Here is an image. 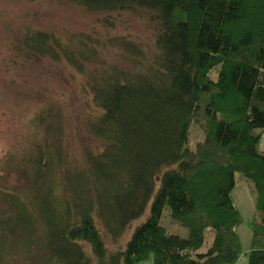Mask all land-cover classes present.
Instances as JSON below:
<instances>
[{"label":"trees","instance_id":"1","mask_svg":"<svg viewBox=\"0 0 264 264\" xmlns=\"http://www.w3.org/2000/svg\"><path fill=\"white\" fill-rule=\"evenodd\" d=\"M57 1L97 13L141 11L157 27L151 56L125 36L65 38L29 26L15 44L23 55L63 60L80 74L105 44L119 47L126 61L85 76L99 112L84 127L100 148L85 144L81 163L64 150L62 110L49 104L39 112L43 136L29 159V206L35 200L30 212L43 229L44 262L235 264L244 254L232 198L240 173L252 183L260 219L249 221L247 264H264V153L257 150L264 132V0ZM103 25L114 26L107 17ZM195 123L204 135L191 149ZM147 207L123 247L110 250L103 236L118 243ZM163 211L185 236L160 223Z\"/></svg>","mask_w":264,"mask_h":264},{"label":"rangeland","instance_id":"2","mask_svg":"<svg viewBox=\"0 0 264 264\" xmlns=\"http://www.w3.org/2000/svg\"><path fill=\"white\" fill-rule=\"evenodd\" d=\"M106 17L112 20L113 27L103 25ZM26 26L49 30L65 38L80 32L104 38L125 36L142 46L147 56L155 52L157 24L147 13L89 12L57 0H0V264H46L43 229L36 214L30 212L32 207L36 208L35 200L32 207L29 206L32 197L29 159L43 136L39 112L49 104L62 110L64 150L71 160L81 163L85 144L94 151L100 148L98 140L90 137L84 127L99 112L84 82L85 76L88 71H103L111 63L126 65L122 50L109 44L99 47V60L87 65L86 74L75 71L63 60L56 62L34 54L23 55L15 44L20 43ZM189 133L187 144L194 149L204 134L197 123L191 125ZM259 141L257 150L264 153V132ZM234 176L232 198L242 220L237 231L243 253L247 255L252 243L249 221L260 219L254 208L252 183L240 173ZM147 211L148 207L140 218L131 222L118 243L104 235L106 246L110 250L123 247L133 227L144 220ZM163 212L160 223L169 232L185 236L186 229L172 220L167 211ZM206 232L209 241L211 235ZM85 249L90 250L87 244ZM205 249L206 245L202 250ZM150 263L151 258L136 264Z\"/></svg>","mask_w":264,"mask_h":264},{"label":"crops","instance_id":"3","mask_svg":"<svg viewBox=\"0 0 264 264\" xmlns=\"http://www.w3.org/2000/svg\"><path fill=\"white\" fill-rule=\"evenodd\" d=\"M235 264H247V255H242Z\"/></svg>","mask_w":264,"mask_h":264}]
</instances>
